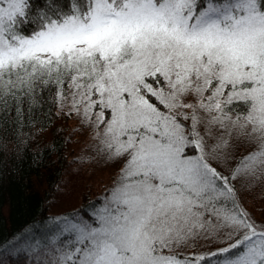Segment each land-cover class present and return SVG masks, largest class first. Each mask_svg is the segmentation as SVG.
Listing matches in <instances>:
<instances>
[{"label": "snow or ice", "instance_id": "1", "mask_svg": "<svg viewBox=\"0 0 264 264\" xmlns=\"http://www.w3.org/2000/svg\"><path fill=\"white\" fill-rule=\"evenodd\" d=\"M45 2L0 0V130L54 92L121 166L99 208L0 243V264H264L233 183L264 174V0ZM233 133L255 149L225 175ZM200 238L224 244L177 251Z\"/></svg>", "mask_w": 264, "mask_h": 264}, {"label": "trees", "instance_id": "2", "mask_svg": "<svg viewBox=\"0 0 264 264\" xmlns=\"http://www.w3.org/2000/svg\"><path fill=\"white\" fill-rule=\"evenodd\" d=\"M54 2L63 11H69V0H54ZM30 3L32 5L29 9L30 19L39 9L48 11L45 0H30ZM33 28L34 25L29 23L23 26V31L28 33ZM53 97L54 92L44 93L39 107L33 108L30 114L25 103L22 122L16 121L14 110L9 112L6 118L7 127L0 130V243L14 241L17 237L27 236L37 230H39L37 234L42 233L49 217L67 214L80 204L78 208L82 213L92 211L88 207L89 202L99 208L103 204L104 197L108 195L106 189L113 184L111 179L117 176V171L114 170L112 178L99 181L100 187L97 191L96 188H92L94 179L91 178L92 180L88 182L92 175L88 176L82 163H73L75 159L71 156L68 115L59 111V105ZM183 122L191 123V121ZM225 138L230 142L233 140L239 142L236 144L237 148L229 145L224 150L228 160L236 163L234 159L240 158L241 153H238V148L241 147L244 137H238L233 133L232 137ZM68 171L74 176L72 175L69 183L65 185L72 186L70 191L72 193H58L60 183L66 178L65 173ZM233 183L238 192L240 190L244 193L246 200L252 188L247 187L245 181L241 179ZM54 204L58 206L56 210ZM241 205L247 211L246 204ZM204 244L198 246L195 242L194 248L188 247L183 251L204 252V247H208L207 243ZM217 245L220 244L214 246ZM5 264H33V261L27 254L19 253L11 259L5 258Z\"/></svg>", "mask_w": 264, "mask_h": 264}, {"label": "rangeland", "instance_id": "3", "mask_svg": "<svg viewBox=\"0 0 264 264\" xmlns=\"http://www.w3.org/2000/svg\"><path fill=\"white\" fill-rule=\"evenodd\" d=\"M70 107H71L70 103H66L63 107L59 106V111L69 113ZM96 111L99 110L97 109ZM68 121L70 123L69 140L71 144L70 145L71 156L72 158L75 159L73 163H77V162L82 163L84 169L87 170L88 176L92 175L88 179V182L94 179L91 185H94L92 188H96L95 191H97V188L99 189L100 187V184H98L99 181L102 180L106 181L110 177L112 178V173L114 172V170H116L117 171L116 173L118 174L121 165L111 160L107 156V154L99 150L100 146L98 141L92 138L94 136V131L91 129L90 126L81 123V117L79 115H77L75 112H71L70 114H68ZM242 141L243 143H241V147L238 148V153H241L239 154L240 158L244 155H247L249 152L255 149V145L249 140H247L245 137ZM238 143H239L238 141L236 142V140L235 141L233 140L229 142V145L230 147H232L233 145L237 148L236 144ZM234 160L238 161L237 157ZM214 166H217L218 170L223 172L225 175H228L231 168L235 166V163L234 161L228 160V163L226 164L223 158H221ZM65 174L67 176L60 183L59 186L60 190L58 193L65 192V194L67 193L70 194L72 193L70 192L72 190V186L69 187L68 186L69 184L67 185L65 184L69 183V178L72 177L73 173L71 171H68ZM115 178L116 177H114L111 180L114 181ZM240 179L245 181V185H247V187L249 188H252V190L250 191L251 193L248 195L246 200H244L245 198L244 193L240 192V190L238 189L239 190L238 194L240 193L239 202L244 205L246 204L247 213L251 216L253 221H255L258 225L262 224V222L264 221V174L257 172L256 176L254 177H248V178L242 177ZM78 207H76L75 209H77ZM57 208L58 206H55L54 204V209L56 210ZM196 243L198 244V246L201 244L204 246L205 245L204 243H207L208 247H204L205 249H203L204 252H206L207 250H210L212 248L222 246L224 244V240L219 238L217 239L200 238L196 240ZM212 243H214V245L215 244H220V245L214 246L212 245ZM187 248L188 247L177 249V251L181 250L183 253H186L183 250L184 249L186 250Z\"/></svg>", "mask_w": 264, "mask_h": 264}]
</instances>
